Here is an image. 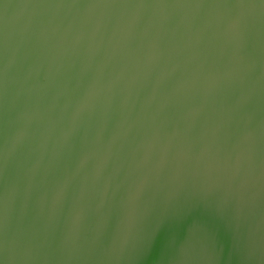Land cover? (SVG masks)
I'll return each mask as SVG.
<instances>
[{
	"label": "water",
	"instance_id": "95a60500",
	"mask_svg": "<svg viewBox=\"0 0 264 264\" xmlns=\"http://www.w3.org/2000/svg\"><path fill=\"white\" fill-rule=\"evenodd\" d=\"M0 264H264V0H0Z\"/></svg>",
	"mask_w": 264,
	"mask_h": 264
}]
</instances>
